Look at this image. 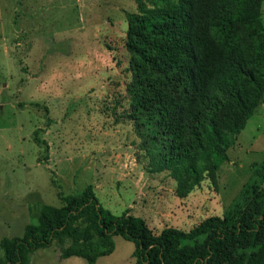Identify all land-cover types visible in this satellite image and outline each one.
Returning <instances> with one entry per match:
<instances>
[{"label":"rangeland","instance_id":"rangeland-1","mask_svg":"<svg viewBox=\"0 0 264 264\" xmlns=\"http://www.w3.org/2000/svg\"><path fill=\"white\" fill-rule=\"evenodd\" d=\"M136 12L137 0H0V264L1 241L38 225L43 206L61 207L59 191L93 185L102 206L159 234L222 217L247 186L264 187V101L216 184L206 179L181 198L168 172L148 171L127 118L128 14ZM262 12L264 22V1ZM114 241L96 264H136L135 244ZM60 256L55 243L30 264H88Z\"/></svg>","mask_w":264,"mask_h":264},{"label":"trees","instance_id":"trees-1","mask_svg":"<svg viewBox=\"0 0 264 264\" xmlns=\"http://www.w3.org/2000/svg\"><path fill=\"white\" fill-rule=\"evenodd\" d=\"M264 0H137L128 14L127 87L150 173H164L187 197L217 183L229 150L264 101ZM36 143L44 144L36 138ZM48 149V147H47ZM61 207L41 208L39 224L1 241L7 264L57 243L61 259L88 264L110 256L114 237L133 242L136 264H264V187L247 186L222 217L189 231L154 233L142 217L102 206L93 185L58 192Z\"/></svg>","mask_w":264,"mask_h":264}]
</instances>
